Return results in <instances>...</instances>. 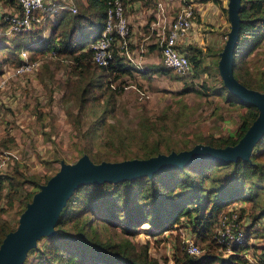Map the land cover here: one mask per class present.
<instances>
[{
  "label": "trees",
  "instance_id": "trees-1",
  "mask_svg": "<svg viewBox=\"0 0 264 264\" xmlns=\"http://www.w3.org/2000/svg\"><path fill=\"white\" fill-rule=\"evenodd\" d=\"M5 1L20 11L17 0ZM73 1L77 12L59 9L54 12V19L46 13L41 23L35 24L30 30L15 32L10 38L12 45L0 44V49L8 53L3 59L19 64L22 61L19 53L22 38L29 34H42L50 27L47 38H42L27 49L41 55L52 52L56 56L54 59L65 58L70 62L68 72L76 79L67 78L61 86L65 89L81 87L79 96L82 106L86 101H95L104 112L98 120L101 124L106 121V113L114 112L110 104L114 95H121L126 82L124 77H133L134 70L138 69L118 48L117 42L113 46L114 57L108 65H98L92 59L90 43L98 37L106 22L110 0ZM136 1L140 0H125L130 3ZM240 18L234 74L247 88L264 92V67L251 69L248 64V58L264 43V0H241ZM0 26L6 28L8 22L1 18ZM187 50L193 63V77L208 70L212 80L220 81V85L214 88L203 82L202 86L208 92L214 90L219 95H225L231 104L237 103L247 109L241 115L236 130L226 135L197 132L191 138V145L183 146L173 142L164 145L165 140L156 136L152 145L139 147L134 153H124L126 147L106 152H92L87 147L85 151L92 161L149 158L160 153L192 149L199 143L226 147L236 144L243 137L260 116V110L255 105L242 103L225 85L219 67L222 49L188 44ZM210 54L216 59L205 66L204 59ZM153 66L152 70L138 71L150 77L152 72L170 73L172 70L164 63ZM189 88L195 89L194 85ZM69 116H73V113L69 112ZM78 116L77 113L75 117ZM146 117L147 122L142 124L143 135L160 134L158 123L150 122V117ZM93 124L96 128L99 126L97 122ZM78 130L85 136V131L81 128ZM53 174L42 179L25 172L19 165L0 173V197L5 196L7 206L0 208V243L18 225V222L11 224L2 217V212L17 200L21 214L40 185ZM238 201L250 203L251 224L264 217V135L253 145L248 160L239 158L224 162L206 158L183 167L156 171L152 175L86 183L76 187L61 206L53 233L39 236L36 244L26 250L21 264H168L162 263L159 257L150 252L147 242L138 248L135 246L133 237L147 223L152 227L148 233L153 235L175 229L179 223H186L190 231L205 244V250L200 255L182 252L179 244L176 264H252L242 256L245 249L252 247L248 239L244 237L242 243H233L231 253L225 256L221 250H227V245L216 238L219 215L226 214L225 210ZM245 213L246 208L242 207L239 216L242 218ZM100 228L104 230L103 233ZM110 228L120 229L126 237L117 239V230L104 235ZM256 248V257L264 264V245Z\"/></svg>",
  "mask_w": 264,
  "mask_h": 264
},
{
  "label": "rangeland",
  "instance_id": "rangeland-1",
  "mask_svg": "<svg viewBox=\"0 0 264 264\" xmlns=\"http://www.w3.org/2000/svg\"><path fill=\"white\" fill-rule=\"evenodd\" d=\"M160 1L140 0L138 9L131 6L127 8V16L132 14L135 19L132 26L136 27L137 33L133 35H137L139 45L145 36L141 32L143 23L147 25L156 19L154 13ZM162 1L167 22L184 7L190 6L196 13L193 26L183 38L186 44L182 48L186 52L188 44L223 50L231 29L229 0ZM4 6L6 1L2 0L0 9H4ZM148 9L151 10L150 14ZM129 35H132L131 27ZM47 37L48 30L42 35L24 36L20 48L30 39H33L34 45ZM6 43L12 45L11 40ZM0 44L4 42L0 40ZM116 44L120 48V44ZM130 45L129 41L128 49ZM27 50L31 57L29 60L36 61L34 68L16 75L14 72L18 64L3 59L8 53L0 49V173L19 165L25 172L43 179L59 170L62 163L74 164L81 156L88 155L85 151L87 147L92 152L116 151L126 147L124 153H134L139 147L152 145L156 136L165 140L164 145L171 142L177 146L191 145V138L197 132L216 135L233 133L241 122V115L247 110L237 103L231 104L225 95H219L214 90L208 92L202 86L203 82L213 88L220 85V81L212 80L208 70L193 77V73L183 74L172 68L170 73L152 72L150 77H146L138 70H152L153 65L163 63V59H154V62L139 59L132 62L138 69L134 70V76L124 77L126 82L121 95H114L110 104L114 112L106 113V121L100 119L103 123L99 124V117L104 112L96 102L86 101L82 106L79 96L81 87L65 89L61 86L67 78L76 79V76L68 72L70 62L65 58L54 59L56 56L52 52L41 55L32 49ZM213 59H216L215 56L210 54L204 59V65L211 64ZM248 64L251 69L264 67V43L248 58ZM191 85L195 89H190ZM68 91L71 92L67 94ZM69 112L73 116H69ZM77 113L79 116L76 118ZM146 116L150 117V122L158 123L160 134L155 132L150 136L143 135L141 130L144 129L142 124L147 122ZM94 122L99 125L97 128ZM78 128L85 131V136L79 133ZM2 207H7L5 196L0 197ZM242 207L246 208V213L241 218L239 215ZM249 207L250 203L238 201L225 210L227 218L224 219L227 225L236 223L232 228L241 230L249 245H252L242 252V256L249 263L261 264L255 250L256 246L264 245V217L251 224ZM19 210L16 200L1 215L15 224L20 219ZM143 227L133 237L135 246L138 248L147 242L150 252L159 257L162 263H177V246L180 244L181 247L187 237L193 238L199 245V255L205 250V244L190 231L186 223H179L175 229L159 235L148 233L152 230L150 224H144ZM100 230L104 232L102 228ZM114 230L118 232L117 239L126 237L117 228H110L104 235ZM221 251L225 256L231 253L226 249Z\"/></svg>",
  "mask_w": 264,
  "mask_h": 264
},
{
  "label": "water",
  "instance_id": "water-1",
  "mask_svg": "<svg viewBox=\"0 0 264 264\" xmlns=\"http://www.w3.org/2000/svg\"><path fill=\"white\" fill-rule=\"evenodd\" d=\"M228 9L231 29L220 53V72L234 96L242 103L255 105L260 110V116L243 137L236 144L226 147L199 143L192 149L160 153L149 158L94 162L88 155H83L74 164L62 163L60 169L40 185L32 200L27 203L16 229L9 231L3 238L0 243V264H21L26 250L36 244L39 236L51 235L61 206L80 185L152 175L156 171L183 167L206 158L224 162L250 158L253 145L264 135V92L247 88L234 74L233 64L241 28V0H229Z\"/></svg>",
  "mask_w": 264,
  "mask_h": 264
},
{
  "label": "built area",
  "instance_id": "built-area-1",
  "mask_svg": "<svg viewBox=\"0 0 264 264\" xmlns=\"http://www.w3.org/2000/svg\"><path fill=\"white\" fill-rule=\"evenodd\" d=\"M0 0V7H1ZM20 11L15 7L9 11L0 9L2 18L8 22L6 29L8 34H14L18 31H27L34 28L35 24L41 23L48 13L53 17L54 12L59 9H69L77 12L76 6L71 0H17ZM131 6L130 2L125 0H110L107 9L106 22L100 31L98 37L90 43L92 50V59L98 65H108L114 57L113 46L115 42L120 44V49L125 53H129L128 44L130 37V24L127 16V8ZM159 12H162L164 22L160 24V35L158 36L161 47L163 63L174 70L190 75L193 73V63L189 59L184 46L183 38L193 26L196 13L190 6L184 7L177 15L173 16L170 22L166 21L163 3H159ZM168 23V27L166 26ZM181 42L183 44L181 45ZM27 48L20 51L21 63L16 66L14 74H23L26 71L33 70L36 61L29 60ZM4 82V81H2ZM224 218L226 214L219 215V226L216 230V238L218 241L227 245V250L232 251V244L242 243L244 241V233L241 230H234L232 226L226 224ZM221 224L223 226L221 227ZM235 232V233H234ZM181 250L191 255H197L200 247L193 238L187 237L181 245Z\"/></svg>",
  "mask_w": 264,
  "mask_h": 264
},
{
  "label": "crops",
  "instance_id": "crops-1",
  "mask_svg": "<svg viewBox=\"0 0 264 264\" xmlns=\"http://www.w3.org/2000/svg\"><path fill=\"white\" fill-rule=\"evenodd\" d=\"M73 3V0H71ZM139 1L133 2L131 3V8H137ZM162 0L159 2L162 4ZM161 6L157 7V11L155 10L154 15L156 16V19L149 21V23L147 25H144L143 23V28H141V32H144V37L142 38L143 43H141L140 45L137 43V35H133L136 34V27L133 28L132 24L134 25V21L135 19H133L132 14L129 15V24L131 27V32L132 35L129 37V41H130V48H129V53L126 54L127 59H130L132 62H136L139 59H143L144 61H150V62H154V59H162V53H161V47H160V43H158V36L160 35V24H162L164 22V17H162V12H159V8ZM12 8H14L12 5H10L9 3L6 2V6H4V10L7 12L9 10H11ZM138 9V8H137ZM140 9V8H139ZM149 14L151 12L150 9H148ZM142 14V11H141ZM144 14V13H143ZM166 16V15H165ZM52 19H54V16H50ZM2 18V15L0 13V19ZM166 19V17H165ZM147 21V20H146ZM145 21V22H146ZM131 22V23H130ZM8 27V26H7ZM6 28H2V26H0V40H2V42H4L5 44L7 40H10V38L12 37L13 34H8L6 31ZM48 30V33L51 31V28L48 27L47 29H45L43 31V33ZM42 35V34H41ZM28 36L32 37V34H29ZM157 36V37H156ZM5 37V38H3ZM27 37V36H26ZM29 41V42H28ZM27 42L24 43V45H22L23 47H32L31 45H33V39L28 40ZM159 44L158 46H151V44ZM36 44V43H35ZM34 44V45H35ZM9 45V44H8ZM33 45V46H34ZM19 50V53L21 51V49ZM158 64V63H157Z\"/></svg>",
  "mask_w": 264,
  "mask_h": 264
}]
</instances>
